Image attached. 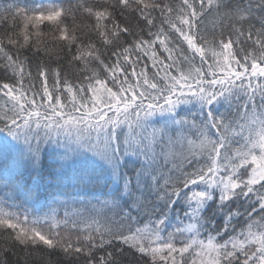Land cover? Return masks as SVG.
I'll list each match as a JSON object with an SVG mask.
<instances>
[{"label": "snow or ice", "instance_id": "snow-or-ice-1", "mask_svg": "<svg viewBox=\"0 0 264 264\" xmlns=\"http://www.w3.org/2000/svg\"><path fill=\"white\" fill-rule=\"evenodd\" d=\"M0 264H264V0H0Z\"/></svg>", "mask_w": 264, "mask_h": 264}]
</instances>
